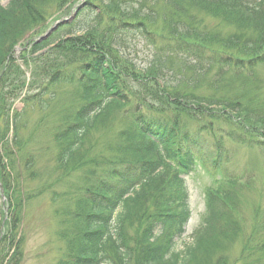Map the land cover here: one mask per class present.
<instances>
[{
    "label": "trees",
    "instance_id": "16d2710c",
    "mask_svg": "<svg viewBox=\"0 0 264 264\" xmlns=\"http://www.w3.org/2000/svg\"><path fill=\"white\" fill-rule=\"evenodd\" d=\"M119 1H102L104 6L90 10L96 5L90 0L84 12L93 22L80 24L49 52L41 53L48 42L31 49L32 56L38 54L32 61L38 71L31 69L30 88L39 93L29 97L41 98L58 83L76 84L82 91V103L75 112L72 105L64 111L67 127L60 135L57 129L55 137L61 170L84 165L77 180H67L71 168L65 170L66 181L82 194L79 205L84 210V228L77 233L69 264H264V219L259 215L237 258L229 259L220 248L222 237L248 235L234 196L241 180L229 176H224V188L208 192L206 217L193 242L177 249L191 218L186 177L197 165L217 175L228 154L226 141L231 140L264 158V100L259 87L247 88L264 66V0H179L185 7L198 2L233 30H212L203 16L186 22L175 13L169 21L165 18L169 34L149 30L144 19L127 12L130 4L122 7ZM48 5V0L0 5V124L9 125L13 106L27 89L25 74L11 54L30 32L45 28ZM153 12L147 17L153 18ZM135 35L150 46V61L142 69L127 60V40ZM174 57L181 59V67L169 65ZM212 71L213 78H203ZM229 86L238 90L220 94ZM203 88L213 94L203 95ZM121 108L130 122L119 132L118 145L76 162L98 118ZM222 116L228 118V131L205 126L207 119L219 123ZM4 138L0 144L7 154L10 139ZM0 164L8 217L17 223L25 198L19 179L21 185L24 180L18 174L12 177L9 162ZM30 175L36 177L37 172ZM5 213L0 204V264L7 258L18 264L25 238L9 222L3 223Z\"/></svg>",
    "mask_w": 264,
    "mask_h": 264
},
{
    "label": "rangeland",
    "instance_id": "374dc122",
    "mask_svg": "<svg viewBox=\"0 0 264 264\" xmlns=\"http://www.w3.org/2000/svg\"><path fill=\"white\" fill-rule=\"evenodd\" d=\"M11 0H0V5L6 7ZM90 0H87L89 2ZM96 5L87 8L96 10L97 7L104 6L102 1L108 3L109 0H93ZM108 1V2H107ZM172 1V4H171ZM260 0H248L250 3ZM50 9L48 11V21L44 25V29L30 32L28 40L20 43L15 47L11 54L12 59L21 67L26 79V86L21 98L14 104L11 112V122H3L0 125L1 131L6 134L0 137H9L8 152H4L3 144H0V163L9 162V171L12 177L16 174L24 180L19 179L21 190L24 191V199L21 203L22 215L17 219V223H12L8 217V201L7 194L3 191L0 182V204L6 211L3 223L9 222L16 231L21 233L25 238L22 259L18 264H69L72 261L75 249V240L78 231H82L84 213L80 203L79 189L66 181L65 170L71 168L67 172L69 178L67 180H77L82 167L76 168L73 164L69 167H63L61 170L60 163L57 161L60 151L56 142V134H61L67 127L62 121L63 113L67 109L74 107L77 111L79 104L82 103V91L76 84L58 83L51 87L41 98H36V92L31 89L34 77L32 78L31 69L37 70L38 65L32 64L34 58L38 54L32 56L31 49L36 39L49 30L55 22L63 17L69 16L77 7L84 5V0H74L69 3H59L56 0H48ZM131 2V3H130ZM120 5L124 7L130 4L127 11L130 15L136 14L134 19H144L149 30H155L158 33L169 34L168 27L171 26L165 18L180 15L179 20L186 22L192 21L197 16L205 18V26L212 30L220 29L224 33L233 30L229 23L223 22L215 18L207 11V8L193 2L185 7L184 4L177 0H120ZM204 7V8H203ZM143 9V10H142ZM154 10L153 18L147 17ZM115 12V8L111 9ZM131 11V12H130ZM138 11L139 13H135ZM87 12H82L78 19L69 27L59 29L49 40L44 52L51 51L55 46L61 44L62 40L70 37L69 32L76 31L80 24L93 22L89 19ZM145 15V16H143ZM144 17V18H143ZM170 17H168L169 21ZM225 24V25H224ZM92 25V24H91ZM83 35L76 34L74 37ZM126 37V36H125ZM129 38L127 40L128 49L126 55L129 61L136 63L140 69L147 66L149 59V49L141 40ZM29 41V42H28ZM28 42V43H26ZM66 44V42H64ZM70 44V43H69ZM150 48V46H148ZM169 65L172 67H181L182 62L178 57L168 59ZM26 65H28L26 67ZM38 71V70H37ZM192 73L188 74L191 77ZM213 71L204 75V79L213 78ZM45 82V81H42ZM29 85V87H28ZM254 87L261 89L262 98L264 100V66L257 69L255 79L251 81L247 88L249 91ZM203 95H212L213 93L207 88L201 89ZM238 90L229 87L220 89V94L228 95ZM72 105V106H71ZM16 115V116H15ZM224 115V114H223ZM17 117V119H13ZM17 125V142L14 141L15 121ZM220 122L216 120L210 122L206 120V127H216L218 131H228L230 123L226 116H222ZM130 122L128 115H123L121 110H113L104 117L100 116L96 122L94 130L86 137V144L82 156L78 157L76 162L84 163L85 157H94L103 154L106 149L117 146V140L122 136L119 134L123 128L127 127ZM228 123V124H226ZM57 129L59 131L57 132ZM217 137L218 136V132ZM8 134V135H7ZM5 141V138H4ZM62 142V141H61ZM225 149L228 154L222 158V166L220 172L212 176L206 173V169L201 164L196 167L195 174L187 177V187L189 190V205L191 210V218L186 226L185 234L182 238L177 239V249L182 250L187 244L193 242L194 233L203 225L207 213L208 192L217 191L225 187L224 176L233 177L241 180L235 187L237 201L236 211L242 219V228L248 234L232 235L221 240V250L225 251V255L229 259L237 258L244 246L245 239L253 231L252 227L258 215L264 219V158L253 154L248 148L234 141H226ZM13 155L11 158L6 156ZM10 164H14L11 166ZM209 165V164H208ZM29 168V169H28ZM29 170V172H28ZM8 171V170H7ZM37 172L35 177L31 176V172ZM1 172V164H0ZM6 175V172L4 173ZM1 178V177H0ZM74 183V181H72ZM21 190L18 194L22 198ZM30 197V199H29ZM28 198V200H27ZM8 220V221H7ZM7 229L8 225H4ZM2 264H13L10 258H7Z\"/></svg>",
    "mask_w": 264,
    "mask_h": 264
},
{
    "label": "water",
    "instance_id": "95a60500",
    "mask_svg": "<svg viewBox=\"0 0 264 264\" xmlns=\"http://www.w3.org/2000/svg\"><path fill=\"white\" fill-rule=\"evenodd\" d=\"M83 6L84 5L80 6L79 9H81ZM77 14H78V11L72 14L69 18H65V19H61L57 21L43 36L37 39V42L40 43L42 41L47 40L56 30H58V28L66 24H70L75 19Z\"/></svg>",
    "mask_w": 264,
    "mask_h": 264
}]
</instances>
